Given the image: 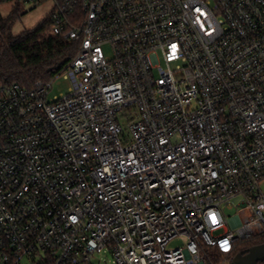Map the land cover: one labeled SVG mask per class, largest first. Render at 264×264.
I'll list each match as a JSON object with an SVG mask.
<instances>
[{"label": "built area", "instance_id": "1", "mask_svg": "<svg viewBox=\"0 0 264 264\" xmlns=\"http://www.w3.org/2000/svg\"><path fill=\"white\" fill-rule=\"evenodd\" d=\"M53 2L67 94L0 85V264H230L264 237V0Z\"/></svg>", "mask_w": 264, "mask_h": 264}, {"label": "trees", "instance_id": "2", "mask_svg": "<svg viewBox=\"0 0 264 264\" xmlns=\"http://www.w3.org/2000/svg\"><path fill=\"white\" fill-rule=\"evenodd\" d=\"M3 2L0 0V5ZM21 15L16 2L9 14L3 15L0 11V85L17 83L30 88L37 81H47V77L53 74L49 72L51 68L58 67L57 72H61L75 56L78 42H69L53 35L49 17L34 28L14 35L12 29ZM263 243L264 237L246 242L234 255ZM225 258L221 252L209 250L211 264H218Z\"/></svg>", "mask_w": 264, "mask_h": 264}, {"label": "rangeland", "instance_id": "3", "mask_svg": "<svg viewBox=\"0 0 264 264\" xmlns=\"http://www.w3.org/2000/svg\"><path fill=\"white\" fill-rule=\"evenodd\" d=\"M17 3L20 7V13H22L21 17L17 19L12 29V33L14 35H18L24 30L34 28L37 24H39L44 18L49 17L51 12L53 11L54 2L53 0H38L36 3H26L23 1H4L0 5V11L3 15L9 14L11 7L14 3ZM48 80L52 81L51 90L48 95V99L54 100L59 98L60 95L67 94V90L69 87V81L64 78L63 74L55 75L50 74L47 77ZM264 191V184L261 186ZM228 215H232L233 211L228 210ZM186 243L184 238H179L172 241L169 244L170 248L183 246ZM92 264H114L113 258L108 253H102L96 255L92 261Z\"/></svg>", "mask_w": 264, "mask_h": 264}, {"label": "water", "instance_id": "4", "mask_svg": "<svg viewBox=\"0 0 264 264\" xmlns=\"http://www.w3.org/2000/svg\"><path fill=\"white\" fill-rule=\"evenodd\" d=\"M58 67H53L49 70L57 71ZM264 263V243L253 246L245 251L238 253L230 264H261Z\"/></svg>", "mask_w": 264, "mask_h": 264}, {"label": "snow or ice", "instance_id": "5", "mask_svg": "<svg viewBox=\"0 0 264 264\" xmlns=\"http://www.w3.org/2000/svg\"><path fill=\"white\" fill-rule=\"evenodd\" d=\"M175 45H173V51H175ZM212 221H213V223H216L217 221H216V217L213 215L212 216Z\"/></svg>", "mask_w": 264, "mask_h": 264}]
</instances>
